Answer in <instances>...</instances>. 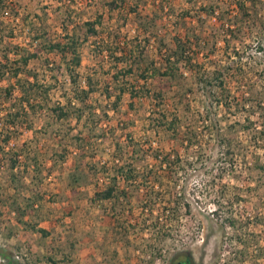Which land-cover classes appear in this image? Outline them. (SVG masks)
<instances>
[{
	"label": "rangeland",
	"instance_id": "rangeland-1",
	"mask_svg": "<svg viewBox=\"0 0 264 264\" xmlns=\"http://www.w3.org/2000/svg\"><path fill=\"white\" fill-rule=\"evenodd\" d=\"M108 1L8 0L10 4L6 2L0 11L4 25L18 37L14 43H27L25 36L29 24L36 22V15L55 38L61 33L65 8L71 10L73 22L79 25L99 18L95 26L100 32L99 38L89 37L80 48L82 61L78 68L81 77L94 71L90 77L93 84L98 83V90L95 88L87 101L92 113H82L77 119L80 112L69 107L66 121H47L52 122L50 125L45 123L48 117L43 116L44 111L35 116L30 113L31 127H22L12 139L15 143L8 145L21 150L23 156L13 170L20 176L17 180L12 181L7 172L0 171V248L20 264H52L48 256L57 264H169L172 257L182 254L193 264H264V139L258 133L259 124L249 129V137L241 125H236L239 121L246 123L247 116L258 123L264 121V96L261 107L252 108L248 103L249 89L264 92V51L256 49L260 39L257 29L244 26L246 29L239 34L242 41L231 43L242 58L231 48L225 53L218 34L213 54H209L208 46V52L195 57L200 65L191 72L184 69L189 81L181 85L187 90L184 101L189 106L178 103L176 87L169 88L156 75L147 85L153 92L161 88L166 93L165 105L156 107L147 97L132 99L124 93L117 109L112 110L114 92L122 83L112 81L113 74L122 67L114 65L113 58L119 54L105 51L104 57L94 60L89 51L91 43L112 41V51L118 46L133 50L140 43L138 48L144 50L142 65L150 61L158 65L155 46L159 38L168 45L173 42L176 28L172 20L182 24L178 29L182 36L188 29L206 36L219 22L203 13L201 31L195 21L199 6L207 0H128L122 9L115 10L109 9ZM135 6L142 21L138 22L130 11ZM257 11L264 16V6ZM146 18H152V26L144 32L142 22ZM2 51L1 44L3 60ZM227 54L235 58L230 60ZM7 58L6 64L11 66L16 57L9 54ZM43 60L30 61L26 70L37 73L48 84L55 72L48 73ZM231 64H242L243 71L226 79L227 90L222 91L225 95L229 92L226 106L224 101H217L223 97H219L222 92L217 88L218 97L209 100L198 78ZM27 74L24 71L18 77L25 80L30 78ZM126 80L140 84L128 77ZM105 84L112 92L109 99L100 91ZM68 87L63 81L56 82L48 102H64L62 95ZM11 101L1 99L0 107ZM162 106L171 111L167 119L175 113L174 108L178 110L180 130L170 132L157 125L161 122L156 124ZM214 118L232 139L233 157L220 155L223 149L209 125ZM43 124L45 127H41ZM190 124L199 143L186 151V137L181 141L177 134L190 135ZM40 128H46L45 133ZM253 136L259 139L254 141ZM23 142L26 144L22 147ZM35 152L38 163L31 160ZM163 152L173 155L162 161ZM156 153L158 157H154ZM77 166L86 176L80 185L70 183ZM110 185L115 188L111 198H95L96 192ZM32 196L39 199L33 205V215L26 214L23 222L19 221L9 211L10 202L15 197L16 207H24ZM230 211L240 218L238 224L223 223ZM38 228H44L48 235L42 237ZM0 264H4L1 258Z\"/></svg>",
	"mask_w": 264,
	"mask_h": 264
},
{
	"label": "trees",
	"instance_id": "trees-1",
	"mask_svg": "<svg viewBox=\"0 0 264 264\" xmlns=\"http://www.w3.org/2000/svg\"><path fill=\"white\" fill-rule=\"evenodd\" d=\"M128 0H109L107 5L110 10L122 9ZM206 0H204L205 2ZM6 2L8 0H0V11L4 10L6 7ZM260 6H264V1L260 0H211L205 2L202 6H199V14H197L195 21L201 31H203L202 27L204 26V14L208 18H212L219 22L218 25H214L210 31L207 32V35L198 34L194 29L186 30L185 34L182 36L180 34L181 29L178 21L173 22V27L176 28V32L172 37L171 45L163 42L162 38L158 39V44L155 46L156 54L160 58L158 60V65L154 62L150 61L146 65L143 64L144 60V50L142 48H138L140 43L137 44L136 47H132L129 50H125L123 47H116L117 50L112 51V48H109V44H113L112 41H104L103 44L98 43L95 40L91 43L90 54L92 55V59H96V57H104V52L109 51L111 53H118V56H114V65L115 67H119V64L122 65L119 70L112 76V81H116L119 83L116 87L117 92H114V100L111 104L110 109L116 110L118 104L121 101L122 95L127 93L130 98H139V97H147L152 100L154 106L158 107L160 105H165L166 101V93L160 88L158 91H152L147 82L158 75L159 78L169 84V88H173L175 86L174 92H177L178 103L185 104V106H189L185 103L186 88L181 84L188 83V79H185V71L184 69L193 70L195 66L200 65V63L195 62V57H197L202 52H208L206 50L208 46L211 47L209 54H213V47L216 44V41L219 34V37L224 43V52L227 53L231 48L234 55L240 59L242 58L239 54L240 52L231 44L236 40H240L239 34L241 31H244L247 27L248 29H257L255 33H257L259 41L256 44V49L258 52L264 51V16L258 13V8ZM135 16L136 20L142 21L141 15L136 12V6L130 10ZM201 11V12H200ZM168 17H171L169 15ZM36 22L29 24V28L27 32L28 35L25 36V41L27 43H14L13 39H17L18 37L14 36L15 34L13 29H7L4 25L3 20L1 19L0 14V45H3L2 57L3 60L0 59V101L1 99L8 102L7 106L0 107V171L7 172L9 176H11L12 181L17 180L20 176L17 175L13 170L16 169V166L20 164L19 158L23 155L21 154V150L18 148L11 149L8 145H13L15 142H12V139L15 135L20 133L19 131L22 127H26L27 129L31 127L30 120L28 117L30 113L32 116L35 114H41L43 111V116H47L46 125L52 122L47 121H66L69 118V107H72L75 111H79L80 114L76 116L77 119L82 115V113H92V106L88 104L90 95L94 91L96 84H93L91 72L87 74V76L81 77L78 72V68L81 65V52L80 48L83 44L89 41V37H95V39L100 37V32L96 28V23L99 22V18L95 20L85 21L83 25H79L73 22L71 18V10L65 8L64 16L62 18L61 24V33L57 34L55 38L51 37V34L48 30L46 24H42L40 22V16L36 15ZM152 18H146L145 22H142L144 25V32H147V29L151 28L152 24H150V20ZM34 23L38 25L35 26ZM245 26V27H244ZM147 28V29H146ZM218 32V33H217ZM16 35V34H15ZM156 35V33H155ZM158 36V35H157ZM146 37H148L146 35ZM150 37V36H149ZM155 38V37H154ZM257 38V37H256ZM213 40L215 43L213 44ZM148 43L150 40H147ZM146 41V42H147ZM242 41V40H240ZM127 43V42H125ZM202 43V44H201ZM111 47V46H110ZM104 48V49H103ZM137 49V54H135V50ZM13 54L16 58L13 60L11 66H8V55ZM135 54V55H134ZM207 54V53H206ZM228 55L230 60L235 58L234 55ZM43 57V66L45 70H48V73L55 72V76L51 74L50 78L52 79L50 83H45L38 78V74L35 72H30V70H26L30 61L39 60ZM108 58V57H107ZM261 63V62H260ZM12 64L15 66L12 67ZM9 70V72H8ZM27 71L28 77L30 78H22L18 77L19 73ZM240 72L242 70V64L229 65L220 70H213L211 75L198 78L200 85H202V90L204 95L210 100L211 98L216 99L219 93H215L216 88L219 89L220 92L226 91V79L231 77L234 73ZM262 71H264V67L262 66ZM199 73V72H198ZM235 75V74H234ZM11 77V79H10ZM44 77H47V73H45ZM128 79H134V82H139L140 84L136 86ZM60 78H63V82L65 84H69V87L66 91L63 92L62 97L64 98V102L56 101L55 103L48 102V95L53 85L57 82L61 84ZM54 80V83H52ZM56 81V82H55ZM44 82V83H43ZM52 83V84H51ZM117 85V84H116ZM115 90V88H114ZM190 90V88H188ZM102 94L106 97L111 98V91H109L108 84L104 85V89L100 90ZM249 106L253 107H261V99L263 91L257 90L256 92L249 89ZM221 93L219 97L224 98L217 101H224V105L228 106L227 96L229 92L225 94ZM181 93H184L183 95ZM181 95V96H180ZM220 103V102H219ZM133 102H130L132 105ZM81 105L82 107L80 108ZM169 105V104H168ZM176 106V104H175ZM189 109V108H187ZM211 109V108H210ZM175 113L167 119V114L171 111L166 110L165 108L159 109L160 112L155 122L161 124L160 127H165L166 131H174L176 129H181V118H178L176 108H174ZM4 111V112H2ZM30 111V112H28ZM91 111V112H90ZM178 111V110H177ZM94 113V112H93ZM210 113V112H209ZM204 120H206L204 118ZM246 123L237 122L236 125H241L242 129L248 133L249 137V129H253L256 124L261 126L258 133L260 137L264 139V121H259V123L255 120H252L250 116L245 118ZM50 125V124H49ZM156 125V126H157ZM213 130V136L215 137V141L217 145L223 149L220 152V155L225 157H233V143L232 139L228 138L225 135V131L221 128L219 122L214 118L211 120L210 124ZM228 126V129L234 127ZM41 127H45L43 124ZM48 127V126H47ZM190 135L183 136L181 133L177 134V137L183 141V138L186 137L185 146L186 151L192 145H198L199 139L196 136V132H194V125L188 126ZM222 129V130H221ZM40 130L43 132L45 129ZM227 130V128H226ZM257 130V129H256ZM45 133V132H43ZM176 135V132L175 134ZM180 135V136H179ZM176 137V138H177ZM251 137V136H250ZM254 141L259 139L258 137H252ZM26 143H22L23 147ZM18 147V146H17ZM81 147V146H80ZM199 147V146H198ZM197 152V149L195 150ZM36 153V154H35ZM34 155L31 156V160L35 163H38V153L35 152ZM164 153V152H163ZM175 155L179 156L178 151H174ZM173 153L165 152L161 159L162 161H167L169 157L173 155ZM81 155V154H80ZM198 153L196 156L198 157ZM62 156V155H61ZM154 157H158L157 153L154 154ZM77 166L74 169V172L70 175V183L75 185H80L82 180L86 177L82 170L78 169ZM131 172V170H130ZM15 188V187H14ZM115 191L114 186H107L104 190L95 193V198L97 199H109L113 196ZM39 199L36 196H32V201L26 203V206L20 207L14 204L16 202L15 197H13L10 202V213H14L15 217L23 222V217L28 214L30 216L33 215V211L36 209L33 205H35L36 201ZM37 201V202H38ZM239 217L232 216L231 211L229 214L223 219L224 224H238L240 222ZM2 222V221H1ZM28 224V223H26ZM34 228V226H31ZM42 237H46L48 232L44 228L37 229ZM0 258L4 260V264H20L14 260L13 256L5 251L3 248H0ZM47 259L52 264H57L52 256H48ZM190 264L192 263L191 258L188 257L187 260H178L176 257H172L169 264Z\"/></svg>",
	"mask_w": 264,
	"mask_h": 264
},
{
	"label": "flooded vegetation",
	"instance_id": "flooded-vegetation-1",
	"mask_svg": "<svg viewBox=\"0 0 264 264\" xmlns=\"http://www.w3.org/2000/svg\"><path fill=\"white\" fill-rule=\"evenodd\" d=\"M177 259L178 260H182L184 262V260H187L188 259V256L186 254H182V255H179V257ZM188 264H190V263L188 262Z\"/></svg>",
	"mask_w": 264,
	"mask_h": 264
}]
</instances>
